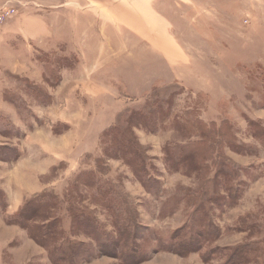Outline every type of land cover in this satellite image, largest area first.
<instances>
[{
    "label": "rangeland",
    "instance_id": "374dc122",
    "mask_svg": "<svg viewBox=\"0 0 264 264\" xmlns=\"http://www.w3.org/2000/svg\"><path fill=\"white\" fill-rule=\"evenodd\" d=\"M0 264H264V0H0Z\"/></svg>",
    "mask_w": 264,
    "mask_h": 264
},
{
    "label": "trees",
    "instance_id": "16d2710c",
    "mask_svg": "<svg viewBox=\"0 0 264 264\" xmlns=\"http://www.w3.org/2000/svg\"><path fill=\"white\" fill-rule=\"evenodd\" d=\"M165 97L163 96L161 99V97L159 98V96H156L154 100L146 101L140 109L125 110V112L119 117L118 121L109 129L105 130L103 133L104 134L103 142L104 140L109 139V144L108 147L105 148V153H108V156L110 157H115L124 161L126 165L130 166L132 174L135 177L142 180L144 183L151 181L152 178L149 175V172H147L145 164L143 163V158L141 154L142 148L141 146H139L140 144L137 142L135 138L133 128L140 127L146 130H150L152 127L157 126V124L159 123V117L161 119L162 114L167 112V108L165 107L164 104L169 103V98L172 97V94L169 93ZM188 123L189 126H193L190 125V122ZM195 129L199 130L198 132L201 134L202 132L201 129L199 128H195ZM195 150L196 149L190 152H185L184 150L178 148L177 150L171 151L170 157H172L173 160L172 165L174 166V170H176V166L178 164L177 161H179V159L183 161L184 158H187L189 156L192 159H194ZM97 163H99V161ZM92 176L94 177V175ZM93 185L94 186L96 185V180L93 183ZM99 195H105L108 198H110L108 191L105 189L104 192L102 193L101 189L99 188ZM27 202L24 203V205L20 208V210H18L16 214L17 215L16 219L18 224L19 222L23 223L24 220H28V218H30V213L28 212L29 203ZM121 222L122 224H126L125 221H121ZM189 234H194V233H192L189 229L185 236H188ZM196 234H197V230H196ZM101 242H104L102 246H106L108 248L109 244L112 243L113 241L111 240L110 242L106 237V239L101 240ZM176 251L182 254V252L186 253L189 252L190 250L180 251V249H176ZM57 254H59L60 257ZM110 254H114L115 256V252ZM61 255L62 253L61 254L56 252L53 253V251H50L49 257L55 262H61L63 261V259H61L62 258ZM91 256H92L91 253L90 254L88 253L86 254V256H84L83 260L86 261V259L88 260L89 258H91ZM136 259L138 260L139 256L136 257Z\"/></svg>",
    "mask_w": 264,
    "mask_h": 264
},
{
    "label": "built area",
    "instance_id": "2783aa9c",
    "mask_svg": "<svg viewBox=\"0 0 264 264\" xmlns=\"http://www.w3.org/2000/svg\"><path fill=\"white\" fill-rule=\"evenodd\" d=\"M4 10V9H3ZM12 9H5V13H6V15H8V14H10V11H11ZM2 18V17H1Z\"/></svg>",
    "mask_w": 264,
    "mask_h": 264
}]
</instances>
